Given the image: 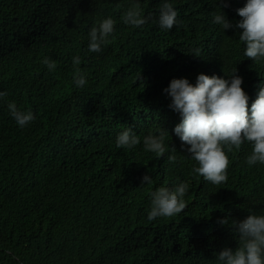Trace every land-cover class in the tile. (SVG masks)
<instances>
[{
	"label": "trees",
	"instance_id": "16d2710c",
	"mask_svg": "<svg viewBox=\"0 0 264 264\" xmlns=\"http://www.w3.org/2000/svg\"><path fill=\"white\" fill-rule=\"evenodd\" d=\"M164 2L0 0V92L8 93L0 98V264H217L216 252L238 242L231 223L218 221L264 215V165L246 163L251 144L228 153L225 183L204 181L173 132L180 117L163 91L173 79L195 85L199 74L227 79L236 67L250 107L264 60L247 59L239 33L213 22L216 0H167L178 12L168 31L154 22ZM135 3L153 17L141 28L122 21ZM228 3L226 18L239 21L246 0ZM108 17L110 43L89 52L90 29ZM10 102L35 119L20 128ZM127 128L141 143L117 148ZM160 128L169 148L157 158L143 138ZM146 173L152 184H141ZM181 182L186 209L149 221L150 193Z\"/></svg>",
	"mask_w": 264,
	"mask_h": 264
},
{
	"label": "clouds",
	"instance_id": "9594fccd",
	"mask_svg": "<svg viewBox=\"0 0 264 264\" xmlns=\"http://www.w3.org/2000/svg\"><path fill=\"white\" fill-rule=\"evenodd\" d=\"M228 6V0H216V7L220 11L215 13L213 22L224 31L231 29L239 33V40L245 46L243 55L247 59L264 60V0H246L243 7L236 9L241 19L235 22L226 18L223 9ZM177 17L178 12L173 4L165 0L160 6L158 19L154 22L159 28L168 31L178 23ZM152 19L151 14H143L139 3L133 4L122 16L123 23L132 28H141ZM115 24L116 21L108 17L90 29L89 52L99 53L102 45L110 43L109 37L114 33ZM43 63L50 71L56 68V63L47 58ZM73 64L80 65L81 57H73ZM73 80L78 88L87 84L86 76L79 68L76 69ZM242 84L243 79L237 74L235 67L231 77L227 79L199 74L195 85L186 78H179L171 80L163 90L171 98L169 108L180 117L173 132L181 141V148L198 165L193 168V173L213 185L227 181L231 163L228 153L234 149L239 150L246 142L252 146L246 163L249 166L257 163L264 165V85L249 107V95ZM7 95V92H0V98ZM7 107L20 128L26 127L35 119L31 110H20L15 102L8 103ZM160 129L158 134L143 138L144 149L155 153L157 158L163 157L169 148L164 142L169 133ZM140 143V137L130 128L116 138L117 148L131 149ZM170 147L173 153L177 151L175 147ZM168 160L176 163L177 157L169 155ZM145 183H153L147 173L141 181V184ZM188 191L187 182H181L174 188L160 186L152 191L147 219L152 221L158 217L171 218L182 213L187 207L184 197ZM218 223L224 227L231 223V230L238 236V242L235 249L224 247L216 252L217 264H264V215L249 212L246 218L235 220L229 214Z\"/></svg>",
	"mask_w": 264,
	"mask_h": 264
}]
</instances>
